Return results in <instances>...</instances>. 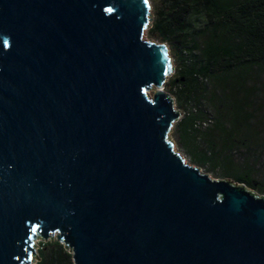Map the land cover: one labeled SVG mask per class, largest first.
Returning <instances> with one entry per match:
<instances>
[{"label": "water", "instance_id": "water-1", "mask_svg": "<svg viewBox=\"0 0 264 264\" xmlns=\"http://www.w3.org/2000/svg\"><path fill=\"white\" fill-rule=\"evenodd\" d=\"M151 10L0 0V264L39 261V240L74 264H264V197L168 139L182 112Z\"/></svg>", "mask_w": 264, "mask_h": 264}, {"label": "trees", "instance_id": "trees-1", "mask_svg": "<svg viewBox=\"0 0 264 264\" xmlns=\"http://www.w3.org/2000/svg\"><path fill=\"white\" fill-rule=\"evenodd\" d=\"M161 1L149 36L177 57L166 86L184 111L180 147L193 165L264 195V0ZM39 259L74 264L58 240L43 242Z\"/></svg>", "mask_w": 264, "mask_h": 264}, {"label": "rangeland", "instance_id": "rangeland-1", "mask_svg": "<svg viewBox=\"0 0 264 264\" xmlns=\"http://www.w3.org/2000/svg\"><path fill=\"white\" fill-rule=\"evenodd\" d=\"M150 3H151V7H152V10H151V14L153 15V17H154V20H155V17H156V11L159 9V7L162 5L161 3H162V1L161 0H150ZM153 23H154V21L152 22V26H153ZM152 28V27H151ZM151 28H149L148 30H146L145 31V33H144V39L145 40H147V41H149L150 42V40H152L154 43H156V44H165L167 47H168V49H169V54H170V58L172 59V62H173V66H174V74H175V72H176V69H177V57H176V54H175V52H174V50L172 49V46L170 45V44H168V43H163L161 40H159V39H157V38H151L150 36H149V30L151 29ZM174 74H172L171 75V77L168 79V81L174 76ZM262 77L264 78V74H262ZM155 90H156V88H154ZM164 91L167 93V94H169V95H171L172 97H173V99H174V102H175V107H176V110H178V112H182V116H181V118L184 116V111L182 110V109H180L179 108V106H178V104H177V102H176V99H175V97L171 94V92H170V90H169V88L167 87V86H165V89H164ZM154 94H155V91H152V92H150L149 93V95H150V97H153L154 96ZM262 116H264V110H263V112H261V114H259L257 117V119L259 120V121H261V119H260V117H262ZM180 118V119H181ZM176 126H177V122H175L174 123V125H173V127H172V133H169V136H168V139H169V141H171V142H173L174 143V150H175V152L176 153H178L184 160H185V162L188 164V165H191V166H193V167H195V168H197V169H200V172L201 173H203V174H205V175H208L211 179H213V180H230L231 182H233L235 185H237V184H239V183H237V182H235L234 180H232V179H225V178H223V176L221 175V173H213V172H209L208 170H206V169H203V168H200V167H198V166H195V165H193L192 163H191V160H190V158L185 154V152L182 150V148L180 147V145H179V141H178V136H177V133H176ZM263 137H264V133H263V135H262ZM262 137V138H263ZM257 179H259V181H261V178H257ZM247 189L249 190V191H251V192H253V193H255V194H257L258 196H260V197H264V195L263 194H261L259 191H257V190H252V189H250V188H248L247 187ZM49 241H51V240H49ZM48 241V242H49ZM55 241V240H54ZM43 242H45V241H42V240H39V241H36L35 242V245L38 247L37 248V252H38V254H39V250H40V248H41V246H42V243ZM39 261H35V263L34 264H37Z\"/></svg>", "mask_w": 264, "mask_h": 264}]
</instances>
